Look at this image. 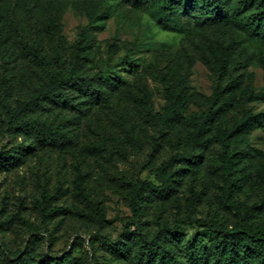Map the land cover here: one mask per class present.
Here are the masks:
<instances>
[{
  "label": "rangeland",
  "instance_id": "374dc122",
  "mask_svg": "<svg viewBox=\"0 0 264 264\" xmlns=\"http://www.w3.org/2000/svg\"><path fill=\"white\" fill-rule=\"evenodd\" d=\"M182 22L183 32L162 29L144 0H0V155L29 149L15 166L0 167V264H227L202 258L212 234L174 222L187 215L233 222L219 201L220 136L246 110L256 121L228 142L240 184L234 199L251 205L264 197V46L232 22L199 29ZM74 45L85 56L80 79L95 90L69 87L66 102L28 111L24 117L63 136L42 143L4 113L65 73ZM168 90L186 104L177 123L164 117ZM215 90L206 147L192 151L191 123ZM172 155L188 159L170 170L172 194H145L141 228L126 230L132 185L156 183V168ZM90 204L102 220L91 218ZM143 235L159 238L170 263L137 257Z\"/></svg>",
  "mask_w": 264,
  "mask_h": 264
},
{
  "label": "trees",
  "instance_id": "16d2710c",
  "mask_svg": "<svg viewBox=\"0 0 264 264\" xmlns=\"http://www.w3.org/2000/svg\"><path fill=\"white\" fill-rule=\"evenodd\" d=\"M148 3L153 20L167 31L183 32L185 17L189 26L199 29L206 26H225L229 22L237 25L253 42L264 46V0H144ZM84 57L79 47L73 46L70 68L61 74L50 76L33 94L26 100L17 101L13 108L5 111V117L12 127L22 129L32 134L40 142H56L62 140V134L54 130L47 121L24 117L28 111L41 107L45 102H66L69 98V87H75L79 91L93 92V83H84L80 79V71L83 67ZM169 107L165 113L168 124L179 122L182 112L186 109L182 95L167 91ZM219 99V92L214 91L208 99L206 109L200 116L193 119L191 131L187 137L189 148L194 151L206 147V129L213 121L216 110L215 103ZM257 119L249 110H246L236 123L221 133L220 154L218 164L219 179L222 183L219 195L221 206L226 207L233 215L231 225H226L217 219L197 218L187 215L174 222L175 227H199L205 229L214 236L210 250L207 251L201 245L202 258L213 254L216 259H222L227 264H264V219L259 220L264 213V197L251 205H242L234 199V194L239 189L238 178L234 175L235 155L229 151L228 142ZM157 147L154 144V148ZM28 147L18 146L17 156L0 155V167L15 166L19 162L18 155L26 153ZM185 155H172L162 162L155 170L156 183L147 180L137 181L132 185L129 198L131 216L127 217L124 228H141L140 200L149 193L158 198L169 197L175 185V178L170 171L175 164L187 162ZM196 201V194L192 195L190 204ZM48 203H46V207ZM91 218L102 220L103 215L96 206L90 204ZM45 208V207H44ZM137 257L146 262L163 263L171 258L166 247L159 238H147L141 236ZM187 252L190 258H195V244L187 243Z\"/></svg>",
  "mask_w": 264,
  "mask_h": 264
}]
</instances>
